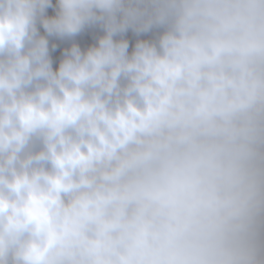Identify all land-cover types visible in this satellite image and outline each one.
<instances>
[{"label": "clouds", "instance_id": "1", "mask_svg": "<svg viewBox=\"0 0 264 264\" xmlns=\"http://www.w3.org/2000/svg\"><path fill=\"white\" fill-rule=\"evenodd\" d=\"M0 264H264V0H0Z\"/></svg>", "mask_w": 264, "mask_h": 264}]
</instances>
